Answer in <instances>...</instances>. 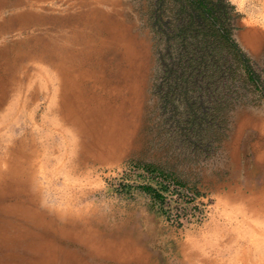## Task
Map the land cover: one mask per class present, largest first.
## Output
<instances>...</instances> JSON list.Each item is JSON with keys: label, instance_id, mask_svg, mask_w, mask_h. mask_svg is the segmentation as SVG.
Segmentation results:
<instances>
[{"label": "rangeland", "instance_id": "1", "mask_svg": "<svg viewBox=\"0 0 264 264\" xmlns=\"http://www.w3.org/2000/svg\"><path fill=\"white\" fill-rule=\"evenodd\" d=\"M230 1L237 14L236 38L264 75V0ZM153 3H47L57 11L66 8L74 13L99 8L126 23L131 46L140 57L141 89L136 111L123 114L121 122L103 104L100 114H106L101 123H88L93 137L109 143L112 152L96 151L88 159L82 149L84 135L55 133V143L64 146L36 152L32 186L0 184V264H264V213L254 204L264 197V176L254 184L247 180L257 163L250 159L257 155L264 163V94L252 85L244 87L245 96L230 112L227 135L209 156L182 147L162 125L152 93L157 69ZM67 29L66 25L16 28L4 42L44 32L55 36ZM250 33L256 37V47L244 39ZM32 63L35 85L30 86L27 78L22 96L30 90L36 95L22 112L11 103L12 96L2 104L0 143L6 138L11 143L10 135L28 136L27 130L51 125L54 119L48 108L60 90L57 72L46 61ZM25 122L31 124L27 129L21 126ZM64 125L73 131L71 123ZM0 154L12 156L1 147ZM45 155L50 156L48 164L43 163ZM251 185L256 190L250 191ZM61 214L67 215L66 220H59ZM28 232L30 246H19L18 238Z\"/></svg>", "mask_w": 264, "mask_h": 264}, {"label": "bare ground", "instance_id": "2", "mask_svg": "<svg viewBox=\"0 0 264 264\" xmlns=\"http://www.w3.org/2000/svg\"><path fill=\"white\" fill-rule=\"evenodd\" d=\"M49 2L50 0H0V28L4 31L41 25L68 26L66 31H60L55 36H47L45 32L34 34L19 42H7L0 48V76H4L0 83V107L12 96L11 103L17 104L20 112L23 111V106L26 110L29 108L36 90H30L25 98L22 91H25L23 88L27 78H31L30 86L35 85L31 66L35 60L48 62L57 72L56 77L60 84V90L48 108L54 117L51 125H43V128L36 125V129L27 130L28 136L16 139L10 135L8 139L11 143H7V138L0 143V147L6 148L7 154L12 155L7 158V155L0 154V184L10 181L32 186L36 152H50L64 146L63 143H55V133L84 135L82 149L88 159H92L91 154L96 151L112 152L109 143L93 137L88 123H101L102 115L106 114V111L100 114L103 104L111 107V114L119 117L120 122L123 114L132 109L136 111L138 105L141 73L137 64L140 57L131 46L128 25L99 8L75 13L67 11L66 8L57 11L53 4H47ZM244 39L254 47L257 46L256 37L251 33L246 34ZM21 98L23 102L20 105ZM28 117L33 118V115ZM97 117L99 120L94 121ZM108 121L104 124L110 123ZM65 122L74 126L72 132L66 129ZM29 125L30 122H25L21 126L27 129ZM49 159L46 156L43 163L48 164ZM75 160L80 161V157ZM255 161L257 163L250 170L247 179L253 184L260 176H264V163L260 162L257 155L249 162ZM77 162L74 163L75 167ZM248 189L256 190V185H251ZM254 204L258 206L255 207L257 211L264 213V197L255 200ZM249 206L254 208L251 204ZM64 217L67 215L58 216L60 221L66 220ZM26 234L18 238L16 243L19 246H30V232Z\"/></svg>", "mask_w": 264, "mask_h": 264}, {"label": "trees", "instance_id": "3", "mask_svg": "<svg viewBox=\"0 0 264 264\" xmlns=\"http://www.w3.org/2000/svg\"><path fill=\"white\" fill-rule=\"evenodd\" d=\"M230 0H154L157 69L152 93L181 146L209 156L227 135L247 85L264 94L258 62L236 38Z\"/></svg>", "mask_w": 264, "mask_h": 264}, {"label": "crops", "instance_id": "4", "mask_svg": "<svg viewBox=\"0 0 264 264\" xmlns=\"http://www.w3.org/2000/svg\"><path fill=\"white\" fill-rule=\"evenodd\" d=\"M16 28H20V27H16ZM15 29H13V30H15ZM257 31L259 32L260 30H257ZM9 32L10 31H4L2 28H0V44H3L2 47L6 44V42H4L5 41L4 38H5L6 34H8Z\"/></svg>", "mask_w": 264, "mask_h": 264}]
</instances>
